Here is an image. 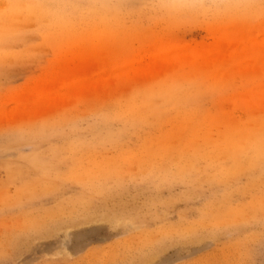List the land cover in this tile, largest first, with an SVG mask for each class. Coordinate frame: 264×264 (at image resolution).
Listing matches in <instances>:
<instances>
[{
    "label": "rangeland",
    "instance_id": "374dc122",
    "mask_svg": "<svg viewBox=\"0 0 264 264\" xmlns=\"http://www.w3.org/2000/svg\"><path fill=\"white\" fill-rule=\"evenodd\" d=\"M0 264H264V0H0Z\"/></svg>",
    "mask_w": 264,
    "mask_h": 264
},
{
    "label": "crops",
    "instance_id": "0c3cea01",
    "mask_svg": "<svg viewBox=\"0 0 264 264\" xmlns=\"http://www.w3.org/2000/svg\"><path fill=\"white\" fill-rule=\"evenodd\" d=\"M44 126H33L31 129L35 130H46L49 128H59L68 124H42ZM91 129L94 130V134L96 130L102 131L103 133L94 135L93 140H85L83 137L78 136L76 138H69V140L62 144V147L52 150L51 153L62 156L64 163H67L66 168L68 169L59 175V178L70 180L84 189H98L99 191L106 186L109 182H117L120 179L133 177V171H109L99 170L94 171V167L98 163L108 162L109 156L105 154V152H101L97 147L92 145L93 142H97L100 139L109 138L113 134H109V131L115 130L114 128L100 127L97 124H91ZM104 128H107L104 130ZM121 130V129H119ZM43 132V131H42ZM101 156V157H99ZM101 159V160H99ZM104 168V167H103ZM34 170V168H32ZM38 172H46L51 171V169L37 168ZM133 174V175H132ZM58 175V174H57ZM156 177V174H154ZM56 182H52L53 184ZM79 200V197L74 196L73 201ZM172 231V230H171ZM166 235L170 234L169 229L164 231ZM144 236L147 238V242H151L153 238L151 236L148 238V234L145 233Z\"/></svg>",
    "mask_w": 264,
    "mask_h": 264
}]
</instances>
